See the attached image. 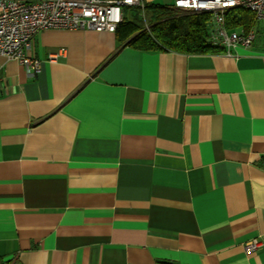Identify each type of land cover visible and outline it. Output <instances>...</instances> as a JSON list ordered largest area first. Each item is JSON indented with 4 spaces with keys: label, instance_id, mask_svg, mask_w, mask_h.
Wrapping results in <instances>:
<instances>
[{
    "label": "crops",
    "instance_id": "0c3cea01",
    "mask_svg": "<svg viewBox=\"0 0 264 264\" xmlns=\"http://www.w3.org/2000/svg\"><path fill=\"white\" fill-rule=\"evenodd\" d=\"M32 56L34 77L0 56V260L264 264V44L51 29Z\"/></svg>",
    "mask_w": 264,
    "mask_h": 264
},
{
    "label": "built area",
    "instance_id": "2783aa9c",
    "mask_svg": "<svg viewBox=\"0 0 264 264\" xmlns=\"http://www.w3.org/2000/svg\"><path fill=\"white\" fill-rule=\"evenodd\" d=\"M125 6L144 12L143 0H0V56L17 61L34 77L41 60L32 56L34 38L45 30H90L116 33L123 22ZM175 9L211 15V41L225 52L250 48L256 31H230L227 15L238 8L253 12L264 22V0H175ZM52 57L50 60H54ZM263 246L255 239L247 244L252 253Z\"/></svg>",
    "mask_w": 264,
    "mask_h": 264
},
{
    "label": "trees",
    "instance_id": "16d2710c",
    "mask_svg": "<svg viewBox=\"0 0 264 264\" xmlns=\"http://www.w3.org/2000/svg\"><path fill=\"white\" fill-rule=\"evenodd\" d=\"M147 9L153 13L150 28L146 29L135 20L124 18L116 31L120 43L149 52L170 50L186 54H209L225 51L211 41L210 14L180 11L161 5H149ZM257 24L255 14L244 8L235 9L227 15V28L230 31H256ZM0 264L11 263L1 259Z\"/></svg>",
    "mask_w": 264,
    "mask_h": 264
},
{
    "label": "rangeland",
    "instance_id": "374dc122",
    "mask_svg": "<svg viewBox=\"0 0 264 264\" xmlns=\"http://www.w3.org/2000/svg\"><path fill=\"white\" fill-rule=\"evenodd\" d=\"M161 3V2H160ZM175 0H163L161 5L168 6L170 4H174ZM124 11H129L127 14V19L129 20H135L138 24L143 26L144 28H150L151 26V10L147 9L146 12H142L138 8H124ZM241 29H237V31H240ZM256 43L264 44V22H259L257 24V30H256Z\"/></svg>",
    "mask_w": 264,
    "mask_h": 264
}]
</instances>
